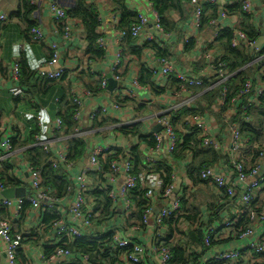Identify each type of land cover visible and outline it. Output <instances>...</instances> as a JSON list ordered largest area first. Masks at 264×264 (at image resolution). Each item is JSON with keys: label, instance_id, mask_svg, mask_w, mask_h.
Returning a JSON list of instances; mask_svg holds the SVG:
<instances>
[{"label": "crops", "instance_id": "0c3cea01", "mask_svg": "<svg viewBox=\"0 0 264 264\" xmlns=\"http://www.w3.org/2000/svg\"><path fill=\"white\" fill-rule=\"evenodd\" d=\"M37 1L38 5H36L34 13L26 21L19 15L21 11L23 12L24 0H0V13L9 17L8 22L0 29V139L11 137L18 151L16 158L14 157L11 162L7 163L13 168L9 174L16 179V183H19V186L12 188H28L26 167L29 162L23 150L29 149L34 144L35 136L38 134L46 140L54 136L53 127L59 117L57 112L59 108L54 106L53 101L56 98L62 101L67 100L69 92L75 90L83 102L80 128L87 144V155L78 164L76 171L79 172L88 163L90 151L94 145L111 147L114 156L117 153L128 154L137 149L143 164L136 172L143 182L141 185L147 190L153 189L156 192V198L152 203L159 208L169 204L176 197L184 200L181 216L176 222L164 226V239L172 245L183 244L190 253L202 254L205 262L214 261L213 258L219 254L242 251L243 255L240 259L225 264H264V255H257L250 249L253 243L260 238L264 239V222L257 224L254 236L248 238L241 237L245 230L239 235L226 227L227 222H231L234 227L250 219V211L244 207L239 197L248 186L237 181L233 162L228 156H222L220 162L216 163L213 168L217 170L218 174L233 179L239 196L231 198L213 185L200 181V178L197 181L190 178L188 173L193 163L192 155H187L184 161L178 162L172 161L168 156L161 155L160 162L164 161L163 164H168L173 172L174 186V195L170 199H164L161 196L164 192L163 178L145 162L148 157L154 154V150L149 148L138 136H124L120 132L122 128L140 125L143 137H149L152 134L155 137L156 134H159L154 132V128L159 125L156 122L158 115L165 112L174 114L188 109L202 111V114L206 116L208 127L212 129L218 141L226 143L227 137H224L220 126L223 107L218 103L219 98L213 105H210L202 98L209 92L206 91L207 89L200 93L195 92V89H201V87L188 89V92L182 93L184 86L180 85L179 79L174 74L169 78L162 75L163 66L160 61L161 59L171 61L175 74L185 73L188 76L198 77L202 71H205L208 77H211L204 48L217 50L216 39L222 30L242 31L240 30L239 16L219 19L216 25L200 30L193 23V8L184 0L186 5L184 19H182L180 11H172L170 19L177 23V29L171 32L164 29L169 33V36L159 41L160 35L153 26L152 9L155 7L151 0H126V7L129 11L144 15L150 20L148 28L142 35L143 40L136 39L135 43L130 44L128 40H119L117 30H120L121 15L116 7L109 0H89V3L95 5L99 16L98 34L105 40V49L101 48L105 52V56L92 59L88 54L89 43L82 21L72 19V39L65 42L61 39L63 26L55 22L49 12V4L54 0ZM58 1L67 11H71L77 6V0ZM236 2L237 0H218V6L220 9H224L234 6ZM253 5L252 24L257 33L261 35L260 39L264 37V0H253ZM30 24L43 29L48 43L59 44L61 55L59 66L48 67L51 59L48 43L37 44L31 41L28 35ZM151 35L157 37V41L152 43L166 51L165 58H161L157 49L148 45L149 42H145ZM188 40L195 43L194 49H188L190 44L187 43ZM121 51L123 57L117 72H114L113 67L118 61ZM220 55L222 56V52ZM15 64L21 67V85L25 90V96L19 99L10 96V89L15 85L11 81V70ZM60 68H65L67 71L61 81L45 87L39 85L38 74L41 70L45 69L49 73L58 71ZM196 69H198L197 72ZM246 69H248V79L254 78L259 81L260 68L251 64L236 74ZM144 73L152 74L150 79L143 77L146 85L140 83ZM116 75L122 79L121 82L115 80ZM109 77L113 80L112 84H110ZM104 78L108 81L105 90L102 88ZM135 79L139 82L141 89L133 88ZM209 79L212 81L215 77ZM130 89L134 90L135 99L125 98V91ZM253 98L254 95H250L245 102L253 100ZM34 99L36 100L35 104ZM191 99L193 101H190ZM116 104L119 105L120 110L112 108ZM102 108L107 109L108 112L101 113L97 119L92 120L93 113ZM39 114L43 115V129L38 128L37 116ZM254 118V122L259 125L258 128L261 127V118L258 119V115ZM162 132L163 130L160 133ZM60 139H66V137L61 136ZM261 141L264 144V138ZM65 148H67L66 145ZM257 149L258 146L251 145L245 153L239 156L244 158L243 161L247 169H251ZM257 167L261 169L260 174L263 176L264 155L260 166ZM102 168L104 170L105 166L102 165ZM100 175L101 173L91 174L90 181L93 187L97 188ZM123 182V178H120L117 187H120ZM91 193L87 194V199L98 208L99 203L95 202ZM254 196V205L251 211L259 213L264 210V187L256 190ZM70 203L69 196L62 199L61 205L56 211L58 214L55 212L40 214L39 211L28 208L19 219H16L9 214L10 212L6 213L4 218L12 219L13 237L21 240L23 245L22 249L18 251V264H85L80 255H75L70 260H61L58 263H50L48 260L51 256L50 253L65 245V240L63 241L53 234L49 223L54 216L64 215ZM123 211L121 205H118L117 214L108 223L101 221L98 224L97 220L95 231L104 234L110 227L114 231L122 228L126 236H131L133 240L140 242L148 250V257L144 262L160 264L153 252L154 229L152 225L144 227L140 231H134L133 228H128V224L125 223ZM190 216L195 218L189 220L187 217ZM210 226L216 230L212 248L199 246L196 242L201 239L196 237L195 233L198 232V229L204 231ZM72 243L68 242V244ZM204 248L207 249L205 252ZM3 253L7 252L0 240V262ZM48 255L50 256L48 257Z\"/></svg>", "mask_w": 264, "mask_h": 264}, {"label": "built area", "instance_id": "2783aa9c", "mask_svg": "<svg viewBox=\"0 0 264 264\" xmlns=\"http://www.w3.org/2000/svg\"><path fill=\"white\" fill-rule=\"evenodd\" d=\"M190 7L193 8L194 25L196 28L201 30V21L204 15V9L207 5H218V0H185ZM243 1V11L249 16H252L254 11L253 0H242ZM34 7L38 5L37 0H31ZM224 10V9H221ZM49 12L51 17L63 26V32L61 39L63 41H70L73 35V20L67 15V10L59 3L58 0H54L49 4ZM229 15L225 11H220L217 20L211 22L212 25H216L219 19H225ZM152 19L153 26L160 35L158 40L162 41L165 37L169 36L164 28L161 26V16L158 14L155 8L152 9ZM9 17L0 13V29L6 24ZM150 20L144 16L139 15V23L131 28V34L137 40H143L142 35L144 31L148 28ZM232 31V30H231ZM234 37L232 39L231 45L233 48H238L241 45H245L249 48H253L255 43L248 39V36L243 31H233ZM119 35V40L125 38L126 32L117 30ZM31 41L37 44L46 43V35L41 27H34L28 33ZM157 41V37L151 35L147 37L145 42L152 43ZM48 43V42H47ZM187 43H190L188 40ZM100 48L105 49V40L100 37L98 43ZM51 51V59L49 61L48 67L59 66L61 55L59 50V44L56 42L48 43ZM205 59L209 62V74L211 77H215L214 80L210 81L208 75L205 71H202L198 77L188 76L185 73H176L173 68V64L168 59H161L162 64V75L169 78L174 74L180 83L183 84L182 93L188 92L190 88L206 87V91H211L216 88H223L220 94L218 103L221 107L228 106L229 91L227 83L236 74H231L228 70L226 64L220 61L221 55L220 51L209 50L204 48ZM257 57L251 63V65L260 68L259 81L256 79H249L243 90L234 96L229 104V107L225 113L222 114L220 126L224 133V137H227L226 143H220L218 138L214 135L211 128L208 127L205 115H196L188 120V126L198 130L203 138L204 147L213 149L221 153L224 156H228L234 166L236 172V178L239 183L247 185V189L239 196L236 191L233 179L228 176H223L217 173L215 168H207L202 171L201 179L215 187L220 191H225L229 197H240V200L244 207L250 211V221L251 226L243 234L242 238H248L254 236V229L257 224L264 222V210L255 213L251 211V204L254 201V193L256 190L264 187V175L262 176L261 169L255 167L248 174L246 173V167L241 158L239 157L242 153H245L250 147V140L243 137L242 124L240 122L234 121V118L239 114L240 111L241 119L245 121H250L247 115L248 111L259 104L260 99L264 96V48L256 52ZM123 57V52L119 53L118 61L113 67V71L117 72L120 65V61ZM245 69V68H244ZM243 70V69H242ZM65 68H60L58 71L46 72L45 69L41 70L38 74L39 78L61 81L66 73ZM208 77V78H207ZM208 79V80H206ZM115 80L121 82L122 79L119 76H115ZM11 81L15 84L14 87L10 89V96L19 99L25 96V90L22 88V72L21 67L18 64L13 65L11 70ZM207 83V85H205ZM108 86V81L106 78L103 79L102 88L105 90ZM133 88L141 89L139 82L135 79L133 81ZM250 95H254L253 100H248L245 102L246 98ZM125 98L135 99L136 94L134 90L125 91ZM70 101L75 106V111L73 115V121L77 123V128L75 135L73 137L84 138V133L80 128L82 119V109L83 102L81 101L78 93L73 90L69 93ZM190 101H193L191 99ZM36 100L34 99V104ZM236 107H239L238 109ZM114 110H120L118 104L113 105ZM240 109V110H239ZM108 110L105 108L96 110L92 115V120L97 119L101 113H107ZM59 113V111H58ZM170 112H165L157 117V123L163 127V132L156 134L155 138L157 140V147L154 150V154L146 159V164L149 167H155L161 160L159 157L161 155L171 157L178 145V138L175 133V129L171 122ZM156 117V116H155ZM37 124L39 129L44 127L43 115L39 114L37 116ZM63 129V121L61 118H57L55 121V126L53 127L54 136L51 139H43L40 134L35 137V142L29 149L41 148L46 154L50 156L49 163L56 170H61L73 185L69 188L68 196L71 199V203L66 213L62 215L57 221L51 223V230L53 234L60 238L61 240H68L75 242L78 239L84 237L93 238L95 241L101 240V234L95 231V226L97 220L100 217V205L98 208L91 204V201L87 199V194L93 191H107L108 197L114 204V208L117 209L118 205L124 209L123 213L125 215V223L131 215H133L135 208L129 202V194L131 191L138 188L139 185L143 184L138 176L132 173V164L128 159L114 160L110 162V172L104 175V180L99 182L96 187H93L90 181V176L93 173H103L102 162L106 161L112 157V149L109 146L94 145L90 151V157L88 163L78 172L76 171V165L69 160V154L67 148H65V140L60 139L58 133ZM29 149H24L26 152ZM17 150L14 149L12 138L0 139V168L11 162L14 157L16 158ZM264 152H262L263 156ZM166 158V157H165ZM26 167V166H25ZM27 173L29 188L31 193L28 196L20 199H4L0 201V212L5 211L6 213L12 215L13 218L19 219L23 212L25 205H31L34 211H39L40 214L55 212L58 214L57 209L61 205V200L56 198L49 187L44 184L43 170L32 166L30 163L27 164ZM123 178V184L117 187L119 179ZM22 180V178H21ZM11 189L7 187L0 179V193ZM174 186H170L162 196L164 199H170L174 195ZM67 196V197H68ZM146 197L150 201V207L145 211L143 216V226L147 227L152 225L154 229V241H153V252L155 257L158 258L160 264H169L173 259L172 252L164 246L161 242L164 238V223L176 217L182 210L181 198L176 197L169 204L162 205L157 208L154 202L156 198V192L148 190ZM157 211V212H156ZM226 227L231 228L232 223L227 222ZM134 231H140V227L133 228ZM214 228H210L206 232L205 245L210 247L211 237L214 235ZM0 240L3 242L6 252L8 254L7 264H18V251L22 249V242L19 239H15L12 235V219L3 218L0 213ZM131 236H126L125 231L122 228L115 230L114 232V247L115 249H130L129 253H123L119 256L118 264H144V260L148 257V250L142 244L135 245L132 242ZM251 251L255 252L257 255L264 254V239L260 238L258 241L250 246ZM243 255L242 251H231L224 254H219L214 257V262H225L233 263L240 259ZM74 258L72 251L58 247L55 252L49 257L50 263H58L61 260H70ZM85 264L89 263V256H83L82 259Z\"/></svg>", "mask_w": 264, "mask_h": 264}, {"label": "trees", "instance_id": "16d2710c", "mask_svg": "<svg viewBox=\"0 0 264 264\" xmlns=\"http://www.w3.org/2000/svg\"><path fill=\"white\" fill-rule=\"evenodd\" d=\"M115 7L116 10L120 12L121 21L119 23L120 30L126 32V36L124 40H128L130 44L135 43L136 38L130 33L131 28L139 23V14L131 12L126 7V0H109ZM153 3L156 11L161 16V26L166 31H174L177 29V23L170 19L172 11H180L181 15L184 19L186 13V5L184 0H151ZM35 7L32 5L31 0H24V7L23 12L21 11L19 15L23 17L24 20L28 21L30 16L34 13ZM220 11H225L229 16H239L241 20L240 30L244 31L248 36V39L251 42H256L260 34L254 29L252 24V17L244 13L243 11V1L237 0L234 6L225 7L224 10H221L218 5H207L204 9V15L201 21V30L208 28L211 26V22L217 20L220 14ZM67 15L71 19H78L81 20L85 32H86V39L89 43L88 54L92 59H99L105 56V52L99 47L98 40L100 39V35L98 34V29L100 27L99 16L94 4L89 3V0H77V6L75 9L71 11H67ZM30 22V21H29ZM35 26L30 24L29 31L34 28ZM63 29V28H62ZM234 37V32L226 29L220 31L217 39V49L222 52V56L220 61L223 64H226L228 70L231 74H236L239 71H242L245 67L253 63L255 58L257 57L256 52H252L251 48L241 45L238 48H233L231 45L232 39ZM148 45H152L155 49H157L161 58H165L166 51L163 49L158 48V46L154 45L153 43H147ZM195 43L190 41L188 45V49H194ZM123 51L124 47H122ZM257 67V66H256ZM258 68V67H257ZM246 69L243 72L236 74L232 77L229 82L227 83L228 91H229V99H228V106L223 108L222 113H225L229 107L231 99L239 94L245 85V83L249 80L248 73ZM196 72L198 69L195 70ZM152 78V74L144 73L140 80L142 85H146L147 83L143 80V77ZM144 77V78H145ZM57 81L42 79L39 78L38 83L40 86L45 87L54 84ZM182 85V83H180ZM207 85V83L205 84ZM207 86L201 87V89H195L196 93H200L203 90H206ZM41 88V87H40ZM193 89V88H190ZM223 88H216L212 91L207 92L204 97L207 103L213 105L214 102L220 97ZM70 93V92H69ZM69 95L67 100L62 101L61 99L56 98L53 103L55 107H58L57 112L59 111V118L63 121V129L60 133H58L59 137H66L65 144L67 146L69 160L70 162L74 163L76 167H78L79 163L85 159L87 155V144L84 138L73 137L75 135V131L77 128V123L73 121V115L75 111V106L72 101H68ZM240 110V109H239ZM202 111L196 110H184L181 112H175L171 114L169 117L171 118V122L175 129V133L178 138V145L174 153L171 155L172 161H184L187 155H192L193 163L189 169V176L194 181L201 179V173L203 170L207 168H213L216 163H219L222 159L221 153L214 151L213 149L204 147L203 138L198 130L189 127L187 124L188 120L196 115H203ZM243 112L240 111L239 114L234 118L236 122H240L242 124V135L244 138L250 140V146L256 145L258 149L255 150L256 152L254 155V162L252 164L251 169H246V173H250L252 169L257 166H260V162L263 159L262 152H264V144L261 141L264 138V96L260 99L259 104L252 107L247 115L250 118V121H243L241 119V114ZM258 115L261 118V127L258 128V124L254 122L255 116ZM219 118V117H218ZM221 119V118H220ZM257 125V126H256ZM140 125H136L133 127H126L120 129V132L124 136L129 137H136L138 136L140 140H142L145 144L149 146V148L155 149L158 145L156 138L152 134L149 137H143L140 132ZM263 130V132H262ZM37 136V135H36ZM35 136V137H36ZM13 143V142H12ZM260 144V145H258ZM14 149L16 150L15 143L13 144ZM28 162L39 169L43 170V178L44 184L46 187H49L52 191V194L58 198L59 200L64 199L69 194V188L73 185V183L69 180L68 176H66L61 170H56L52 167L49 163L50 156L46 154L41 148H33L29 149L26 152ZM264 155V154H263ZM128 159L132 164V173L135 176H139L136 170L139 167H142V158L137 149H134L131 153L124 154V153H117L116 156H112L106 161L102 162V165L105 166L103 173L99 177V182L104 180V175L110 172V162L114 160H123ZM242 161L244 158H241ZM144 162V161H143ZM244 162V161H243ZM164 161L161 163L159 162L155 165L154 172L161 175L164 181V192L170 187L173 186V172L168 164H163ZM246 165V164H245ZM6 166V167H5ZM246 167V166H245ZM12 166L9 164H4L0 168V179L6 183L7 187H15L19 186V183H16V179L12 177L10 171L12 170ZM98 182V183H99ZM205 182V181H203ZM207 183V182H206ZM215 187V186H214ZM217 188V187H215ZM218 189V188H217ZM219 190V189H218ZM220 191V190H219ZM148 190L139 185L137 189L133 190L129 194V202L135 208L133 215L129 217L127 220L128 228H136L140 227L144 229L143 226V216L145 211L150 207V202L148 201L146 194ZM164 192L161 196L164 195ZM225 193V191H221ZM90 195H92L95 199V202L99 203L100 205V217L98 218V224L101 221L107 222L110 219H113L114 216L117 214L116 208H114L113 202L108 197L107 191H93ZM254 201L251 204V208H253ZM182 210L181 212L174 218L165 221L164 226L166 227L167 224L176 222L177 219L183 213V206L184 200L181 199ZM32 208L31 205H25L24 212L26 209ZM254 210V209H253ZM23 212V213H24ZM1 216L4 218L6 216L5 211H1ZM258 213V212H256ZM193 217V216H192ZM187 217L189 220L194 218ZM60 218L59 215H56L52 218L51 223L57 221ZM105 223V224H107ZM251 226L250 219L245 220L241 225H236L234 227L229 228L232 229L234 232L240 235L241 232L246 231ZM213 228L212 226L206 228L204 231L202 229H198V232L195 233L196 237H199L201 241L196 242L199 246H205V239H206V232ZM214 231H216L214 229ZM114 229L108 228V230L101 234V240L95 241L93 238L84 237L82 239H78L72 244H68V240H65V245L60 246L62 248L68 249L73 252L75 255L80 256H89V264H118L119 263V256L123 253H129L130 249H115L114 247ZM191 236V235H190ZM193 237V236H192ZM189 238V235H188ZM214 235L211 237V245H213ZM68 241V242H67ZM133 244L139 245L140 242L132 240ZM166 248H168L173 255V259L169 262V264H225V262H214V261H207L203 259L202 254L198 253H190L186 246L180 243L170 244L168 240L163 238L161 241ZM171 248H170V247ZM204 248V252H205ZM55 252V251H54ZM53 252V253H54ZM203 252V253H204ZM53 253H50L52 255ZM48 255V257L50 256ZM264 255V254H262ZM81 259V258H80ZM78 264V263H75ZM144 264H147L144 262Z\"/></svg>", "mask_w": 264, "mask_h": 264}, {"label": "water", "instance_id": "95a60500", "mask_svg": "<svg viewBox=\"0 0 264 264\" xmlns=\"http://www.w3.org/2000/svg\"><path fill=\"white\" fill-rule=\"evenodd\" d=\"M264 46V37H261L254 45L252 51L258 52L262 47ZM110 84L113 83V80L109 77ZM163 130V127L161 125H157L154 128L155 133H160ZM31 193V189L28 188H19V189H8L3 193H0V201L4 199H20L24 198L25 196H28ZM157 212V211H156ZM8 254L3 253L1 256V262L0 264H6Z\"/></svg>", "mask_w": 264, "mask_h": 264}]
</instances>
